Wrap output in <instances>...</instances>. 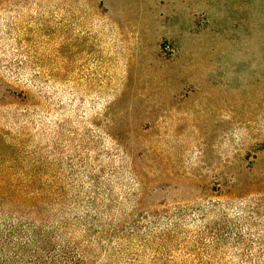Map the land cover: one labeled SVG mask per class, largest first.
<instances>
[{"label": "rangeland", "instance_id": "374dc122", "mask_svg": "<svg viewBox=\"0 0 264 264\" xmlns=\"http://www.w3.org/2000/svg\"><path fill=\"white\" fill-rule=\"evenodd\" d=\"M0 104V171L48 153L129 201L137 175L144 203L264 224V0H0Z\"/></svg>", "mask_w": 264, "mask_h": 264}, {"label": "trees", "instance_id": "16d2710c", "mask_svg": "<svg viewBox=\"0 0 264 264\" xmlns=\"http://www.w3.org/2000/svg\"><path fill=\"white\" fill-rule=\"evenodd\" d=\"M2 85L6 98L25 106L36 100ZM4 115L22 126L35 114L26 108ZM28 158L3 161H27L28 169L0 171V264H264L258 220L225 213L216 220L209 205L192 201L144 203L137 175L129 201L131 190L118 184L120 177L63 167L54 173L48 153Z\"/></svg>", "mask_w": 264, "mask_h": 264}]
</instances>
